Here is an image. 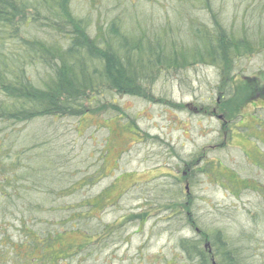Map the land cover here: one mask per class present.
<instances>
[{
  "label": "trees",
  "instance_id": "1",
  "mask_svg": "<svg viewBox=\"0 0 264 264\" xmlns=\"http://www.w3.org/2000/svg\"><path fill=\"white\" fill-rule=\"evenodd\" d=\"M131 1L104 8L97 19H93L85 11L84 18H80L70 8V0H0V230L6 234L8 229L2 224L10 218L9 223L17 224L24 239L21 243L2 239L0 264H14V257L19 259V262L15 259L19 264L65 262L68 253L64 248L67 246L64 238H60L67 233L64 224H74L70 231L88 237L89 242H85L84 247L94 238L102 242L106 232L97 226L89 229L81 226H87L82 223L90 215L103 211L110 190L66 205L62 200L83 190L86 180L65 186V177L69 174L61 168L67 165L63 162L66 155L49 144L52 137L46 134L42 138L35 136L31 148L16 152L13 144L21 137L11 130L7 134L10 126L66 118L81 121L89 114H120L121 109L113 99L130 96L155 101L152 89L159 75L198 65L226 66L232 74L236 62L264 51V33L258 27L261 25L258 19L264 16V7L260 6L264 0L245 3L240 25L232 28L224 25L222 6L212 7L211 0L171 2L165 9L174 16L167 27L160 29L153 22H146L147 18L137 7L131 6L134 0ZM120 8L122 12L118 11ZM199 8L210 16L211 27L195 19L194 12ZM14 31L20 34L11 41L10 34ZM257 79L248 77L226 83L225 87L232 86L229 97L239 86L248 88ZM220 96L217 110L223 111L219 106L226 96L222 92ZM176 108L186 110L187 107L177 105ZM233 113L223 112L226 120L232 119ZM122 126L126 127L124 123ZM47 150L52 152L49 157L53 156L54 160L49 165L44 161L39 167L36 162ZM24 155L35 160L34 166L22 163ZM199 161L195 158L192 162L183 161L182 176L174 178L173 183H163L159 185L162 187L151 190L150 183H143L142 190L152 194L143 198L142 204L146 209H160L167 215L182 218L183 230L192 229L198 234L180 243L195 264H213V259L216 264H264V253L258 255L252 248L247 253L246 246L238 245L244 242L245 235L234 240L221 229L210 231L201 225L198 200L191 196V190L199 184L194 180L198 174H209L221 180L223 174L212 167L223 165L215 161L203 168ZM256 165L264 169V156ZM20 166H25L23 174L10 176L12 167ZM233 175L242 182L241 189L250 187L248 180ZM94 176H89L88 180H94ZM29 177L35 183H31ZM7 188L13 190L15 196ZM262 208L259 221L264 224V206ZM146 216L149 213L131 215L126 221L144 223ZM105 229L110 230L109 227ZM57 246L63 249L61 256L57 255ZM37 252L41 255L37 256ZM3 253L7 257L2 260Z\"/></svg>",
  "mask_w": 264,
  "mask_h": 264
},
{
  "label": "rangeland",
  "instance_id": "2",
  "mask_svg": "<svg viewBox=\"0 0 264 264\" xmlns=\"http://www.w3.org/2000/svg\"><path fill=\"white\" fill-rule=\"evenodd\" d=\"M125 1L70 0L69 6L80 18H84L85 11L97 19L100 10ZM240 1L243 0H211L212 7L222 6L226 28L240 25L245 3L251 0ZM129 2L132 3L131 0ZM171 2L177 4L180 0H134L131 6L137 7L147 18L146 22L151 21L160 29L167 27L169 19L174 16L165 9ZM263 3L261 7H264ZM237 5L241 6L237 8ZM170 10L172 12L171 7ZM203 10L197 9L194 17L211 27L212 20ZM237 10H240L239 16ZM118 11L122 12V8ZM188 13L192 17L190 10ZM258 20L261 21L258 27L264 33V16ZM17 34L20 32L10 34L11 41ZM248 77L258 79L248 88L239 86L229 97L232 86L225 87V84ZM152 90L155 101L130 96L115 97L113 101L120 107V114H89L81 121L71 118L55 122L39 120L27 126L12 125L6 131L7 134L10 130L14 131L21 137L13 144L16 152L31 148L35 136L42 138L46 134L52 137L49 144L66 155L63 162L67 165L61 168L69 174L65 177V186L71 187L76 181L86 180L83 190L62 200L66 205L75 204L80 198L96 197L110 189L103 211L90 215L82 223L87 226H81L85 229L97 226V229L106 232V238L100 243L92 238L91 244L84 247V243L89 242L88 237L70 231L74 224H64L67 233L60 238H64V245L67 246L64 249L68 254L66 261L58 264H195L181 249L180 243L198 234L192 229L184 231L182 218L167 215L160 209H146L142 199L152 193L141 188L143 183H150L149 190L162 187L159 185L163 183H173L174 178L182 176V162H192L194 158L200 160L203 168L219 161L231 170L218 165L212 167L223 174L221 180L209 174L196 176L194 181L199 184L191 190V196L198 200L201 225L210 231L221 229L234 240L241 234L245 235L244 242L238 245L246 246L247 253L250 248L255 249L258 255L264 253V224L260 222L264 206V169L256 165L264 156V51L236 62L232 74L226 66L209 65L164 73L157 77ZM221 92L226 96L219 106L223 111L217 110ZM177 105L187 108L181 110L176 108ZM224 110L234 112L232 119L226 120ZM122 123L126 127H120ZM50 155H53L51 151H45L36 164L41 167L45 161L49 165L54 160ZM33 161L25 156L22 163L34 166ZM24 168L12 167L10 176H16L14 173L22 175ZM233 173L238 179L248 180L250 187L241 189L242 182L237 181ZM91 175H95L94 180L89 181ZM29 180L35 183L32 178ZM46 180L49 181L47 177ZM8 190L15 196L13 190ZM143 213H149L144 223L126 221L131 215ZM256 214L258 219L254 218ZM9 221L10 218L2 224L8 230L5 235L2 234L4 230H0V244L4 238L15 243L23 242L17 224ZM106 227L112 233L108 234L110 230ZM208 250L211 252V249ZM56 251L61 256L63 249L57 246ZM56 251L54 248L53 252ZM36 255L41 254L37 252ZM6 257L7 254L3 253L1 259ZM15 259L19 262L14 257V264H19Z\"/></svg>",
  "mask_w": 264,
  "mask_h": 264
},
{
  "label": "flooded vegetation",
  "instance_id": "3",
  "mask_svg": "<svg viewBox=\"0 0 264 264\" xmlns=\"http://www.w3.org/2000/svg\"><path fill=\"white\" fill-rule=\"evenodd\" d=\"M188 188V187H187ZM210 253V252H209Z\"/></svg>",
  "mask_w": 264,
  "mask_h": 264
}]
</instances>
